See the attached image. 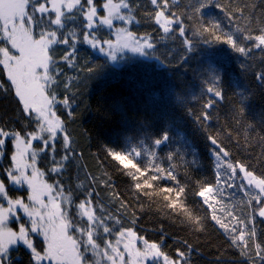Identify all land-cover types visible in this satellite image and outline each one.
Listing matches in <instances>:
<instances>
[{
  "label": "trees",
  "instance_id": "16d2710c",
  "mask_svg": "<svg viewBox=\"0 0 264 264\" xmlns=\"http://www.w3.org/2000/svg\"><path fill=\"white\" fill-rule=\"evenodd\" d=\"M126 2L129 4L126 13L132 18L127 28L153 43L154 49L147 50L149 56L125 51L117 54L118 58L124 56L117 65L89 45L78 44L75 66L68 67L61 56L71 49L57 46L54 58L62 74L58 77L61 82L59 86L53 87L59 100L65 95L69 96L73 112L69 116V109L59 105L57 115L65 123L73 141L75 156L59 176L49 171L47 180L53 182V179H59L65 189L76 192V203L85 198L86 189L97 193L96 199L115 218L122 220L125 229L133 228L150 242L159 241V229L163 228L166 234L164 250L172 256H175L177 248L183 247L179 242L191 243L195 249L191 254V264H217V256H223L219 264H248L246 258L240 257L238 250L229 247L230 241L223 230L211 220V209L203 205V199L194 193L199 190L198 182L217 184L215 157L212 155L215 148L208 139L209 135L218 137L230 153L229 157L223 158L225 162L243 161L254 165L257 173L264 170L258 163L264 158V143L260 141V136L264 134V85L256 79L257 74L264 71V52L253 50L245 57L227 45L204 44L203 37L195 34L198 25L187 18L190 14L187 9L189 0H169L166 15L175 13L183 20L187 38L193 41V50L189 51L183 44L185 37L179 36L178 30L166 34L155 23L152 17L156 7L151 0ZM220 2L229 11L244 10V15L233 22L239 28L248 25L245 17L253 11L252 5H256L252 27L258 26V19H264V0ZM209 11L221 20L225 30L230 29L223 13L215 8ZM80 20L82 17L78 14L77 20L69 21L64 31L76 30L79 34ZM174 27L178 29V26ZM97 35L102 40L113 37L112 31L107 28L100 29ZM240 42L249 43L242 39ZM240 65H245L246 70L243 71ZM89 68L94 70L91 74ZM213 76H218L219 82H214ZM73 77L77 78L72 83V91L76 93L74 97L63 86V82L71 81ZM0 84L8 89L7 92L0 89V129L22 135L34 131L36 124L29 126L27 119L21 118L22 106L2 70ZM75 84H79L78 89ZM211 86L222 91V99L206 91ZM209 97L218 102L210 110L213 119L203 121V105ZM241 105L244 108L242 118L236 115ZM238 118L241 119L240 124L236 123ZM247 125H252L251 129H247ZM165 134L169 139L163 145H155V139ZM6 145L5 150L9 151L10 140ZM35 145L39 148L40 143L35 142ZM60 145L61 141H58L57 160L64 154ZM106 147L126 153L133 147L137 148L142 156L136 159L145 170V176L139 177V182L143 185L145 179L156 175L157 180H150L152 187L137 190L136 181L118 170L123 166L106 157ZM50 153L47 159L39 157L40 164L46 169L53 167ZM169 153L174 159H167ZM132 155L135 156L134 153ZM149 163L165 169L164 178H160L161 174L152 168L145 169ZM170 165L174 167L170 168ZM168 170L174 171L176 180L167 178ZM219 171L221 180H226L225 173L229 172L226 163L221 164ZM235 183L239 184L240 181L236 180ZM180 186L185 187L180 199L194 213L205 218L206 231L190 230L180 223L183 217H178L165 207L167 202L163 197L168 195L171 200L177 199L175 193ZM169 187L173 188L172 193L162 191ZM218 188V198L226 196L225 202L230 204L228 208H235L236 215H240L248 196L240 188L228 189L223 182ZM145 192L151 195H145ZM93 210L99 211L96 207ZM133 219L136 220L135 224L132 223ZM261 230H264V225H261ZM99 231L104 237L103 229ZM261 240H264V236ZM29 260L30 253L23 247L13 256L12 264H29Z\"/></svg>",
  "mask_w": 264,
  "mask_h": 264
},
{
  "label": "snow or ice",
  "instance_id": "6c2138e0",
  "mask_svg": "<svg viewBox=\"0 0 264 264\" xmlns=\"http://www.w3.org/2000/svg\"><path fill=\"white\" fill-rule=\"evenodd\" d=\"M168 3L169 0H151V4L156 7L152 18L166 34L178 30L179 36L185 37L184 46L189 51L193 50V41L187 38L183 20L175 13L166 15ZM102 7L105 14L100 16L94 0H0V45H3L0 46V70L6 73L10 87L14 89L15 97L22 106L21 118L27 119L29 126L36 124V130L23 135L20 132L0 129V157L6 154L8 140L15 149L10 157L11 166L4 170L8 183L0 179V264H12L11 253L18 251L21 245L30 253L29 264H191V254L195 250L191 243L179 242L183 247L177 248L175 256H172L164 250L166 234L163 228L159 229V241L150 242L144 236L138 235L133 228L125 229L122 220L115 218L96 199L97 193L86 189L85 198L76 203V192L65 189L59 179L53 184L47 183L44 180L45 173L36 167L38 157L47 159L51 150L53 167L48 171L59 176L64 166L75 156L73 141L67 133L65 123L57 115L59 105L69 109V116L73 115L69 96L65 95L59 100L55 91V87L61 83L58 77L62 74L54 58L57 46L63 45L71 49L61 56V60L67 62L68 67L75 66L78 44L89 45L117 65L124 59V56L118 58L117 52L123 53L127 50L147 57L150 55L147 50L154 49L148 38L137 36L126 27L116 28V41L100 39L97 32L102 28L112 31L115 27L114 21H121L125 25L132 22L130 15L122 12L129 9L126 0H105ZM214 8L229 21V30H225L218 17L210 14L209 10ZM252 8L253 11L245 17L249 23L243 29L233 22L244 15V10L229 11L220 0H189L187 9L190 14L187 18L198 25L195 34L203 37L204 44L227 45L232 51L247 57L253 50L264 52V19H258V26L253 28L252 19L256 5H252ZM78 14L82 17L79 34L76 30L64 31L69 21L77 20ZM241 39L249 43H241ZM240 67L243 71L246 70L245 65ZM93 71L92 68L88 69L90 74ZM76 79L73 77L71 81L63 82L65 91L71 92L73 97L76 93L72 91V83ZM256 79L264 85V71L258 73ZM213 81L219 82V77L213 76ZM75 87L78 89L79 84H75ZM0 89L8 91L3 84H0ZM206 91L216 98H223L222 91L215 86L208 87ZM217 102L209 97L204 103L205 111L201 114L203 121L213 119L210 110ZM243 114L244 108L241 105L237 108L236 115L242 118ZM197 119L200 120L201 117ZM236 123L240 124L241 119H236ZM246 127L251 129L252 125ZM168 139L165 134L162 138L155 139L154 143L163 145ZM208 139L215 148L212 155L215 157L217 184L198 182L199 190L194 195L201 197L203 205L211 209V220L223 230L230 241L229 247L238 250L240 257L246 258L248 264H264V240H261L264 236V230H261V225H264V170L257 173L254 165L243 161L225 162L223 158L229 157L230 153L223 143L213 135H209ZM34 141L42 142V146L34 149ZM58 141H61L60 147L64 153L59 160L56 159ZM260 141L264 143V134L260 136ZM105 153L106 157L123 166L118 170L136 181L137 190L152 187L150 180L155 181L158 178L151 175L144 180L143 185L139 182V177L145 176V170L136 159L142 153L135 147L127 153L106 147ZM167 159L172 160L174 156L169 153ZM222 163H226V169L229 170L225 173L227 179L223 181L219 171ZM258 163L264 169V158L258 160ZM146 168L154 169L161 174L160 178H164L166 170L158 164L149 163L145 165ZM129 169L134 171H128ZM167 178L176 180L177 176L174 171L168 170ZM236 180L240 183H235ZM222 182L228 189L240 188L248 196L240 215H236L235 208L229 209L225 206L226 196L218 198V185ZM9 184L17 188L26 185L27 202L21 197H11ZM162 191L172 193L173 188ZM184 193L185 187L180 186L175 193L177 199L171 200L170 196L165 195V207L178 217H183L180 223L190 230L206 231L205 218L194 213L180 199ZM144 194L151 195L147 192ZM94 207L99 211H94ZM10 221L18 225L17 231L8 226ZM132 223L135 224L136 220L133 219ZM101 228L104 235L115 236V243L104 240L101 247L97 242L103 239L99 231ZM41 236L43 246L37 240ZM222 259L223 256H217V264Z\"/></svg>",
  "mask_w": 264,
  "mask_h": 264
},
{
  "label": "rangeland",
  "instance_id": "374dc122",
  "mask_svg": "<svg viewBox=\"0 0 264 264\" xmlns=\"http://www.w3.org/2000/svg\"><path fill=\"white\" fill-rule=\"evenodd\" d=\"M94 2H95V4H96V6L98 7V9H99V11H98V15H100V16H103L104 14H105V12H104V10H103V7H102V5H103V3L105 2V0H94ZM114 2H119V0H114ZM122 12H125L126 13V9L125 10H122ZM128 14V13H127ZM54 15V14H53ZM131 17V16H130ZM114 23V28H113V30H112V35H113V37H112V39L111 40H113V41H116V28H118V27H126L127 28V25H125V24H123V22H121V21H114L113 22ZM97 53H99V54H102V55H104L103 53H100L98 50H95ZM125 51H127V50H125ZM124 51V52H125ZM120 52H117V54H119ZM112 62V61H111ZM6 74V73H5ZM7 76V75H6ZM36 130V129H35ZM35 142L36 141H34L33 142V148L34 149H38V147H36V145H35ZM37 143V142H36ZM40 143V146L39 147H41L42 146V142H39ZM7 146V145H6ZM15 149H14V147L12 146V143H11V141H10V149H9V151H7V150H5V152H6V154H8V155H5L4 157H0V179H2V180H4L5 181V183L7 184L8 183V181H7V176H6V174L4 173V170L5 169H7V168H9L10 166H11V159H10V157H11V153L14 151ZM51 151V150H50ZM49 151V152H50ZM51 154V153H50ZM52 155V154H51ZM3 165V166H2ZM36 167L37 168H39L40 169V171L41 172H44L45 173V175H44V180L47 182V183H49V184H53L55 181H54V179H53V182H51V181H49V180H47V175H48V169H46V168H44L41 164H40V162H39V157H38V159H37V163H36ZM30 173H31V170L29 169V171H28V174L30 175ZM241 176H242V174H241ZM243 192V191H242ZM244 193V192H243ZM9 194H10V196L11 197H13V198H16V197H21V198H24L25 199V202H27V187H26V185L23 187V188H17V187H14V186H12V185H10L9 184ZM45 200H47V197H45L44 198ZM224 203H225V206L226 207H230V204L229 203H227V202H225L224 201ZM217 207H219V206H217ZM20 215H23L22 213H20ZM85 223H86V218H85ZM8 226L9 227H11L14 231H17L18 230V225L16 224V223H14V222H9V224H8ZM38 240H40V242H39V244L41 245V246H43V237L41 236V237H39V238H37ZM115 236L113 235V236H107V235H105L104 237H103V242H101V239H99L97 242L101 245V247H103V244H104V240H111L113 243H115ZM141 247H142V245H140ZM121 248H122V245H121ZM23 250V246L21 245V246H19V250L18 251H13L12 253H11V255H12V257L14 256V255H16L17 253H19V251H22Z\"/></svg>",
  "mask_w": 264,
  "mask_h": 264
}]
</instances>
